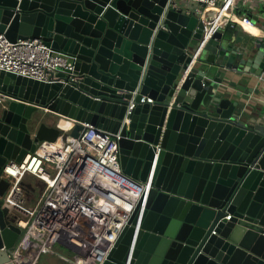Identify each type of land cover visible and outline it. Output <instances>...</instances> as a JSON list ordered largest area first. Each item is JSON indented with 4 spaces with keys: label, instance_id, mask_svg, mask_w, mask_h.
<instances>
[{
    "label": "water",
    "instance_id": "water-1",
    "mask_svg": "<svg viewBox=\"0 0 264 264\" xmlns=\"http://www.w3.org/2000/svg\"><path fill=\"white\" fill-rule=\"evenodd\" d=\"M166 3L0 0V34L41 39L72 64L51 84L0 71V93L17 99L0 108V264H13L7 251L20 234L1 207L2 168L62 129L56 120L30 131L37 109L74 120L73 138L83 123L119 132L123 173L145 182L153 172L102 264H264V127L212 92L213 67H230L219 36L204 42L202 20ZM256 48L264 52V37Z\"/></svg>",
    "mask_w": 264,
    "mask_h": 264
},
{
    "label": "built area",
    "instance_id": "built-area-1",
    "mask_svg": "<svg viewBox=\"0 0 264 264\" xmlns=\"http://www.w3.org/2000/svg\"><path fill=\"white\" fill-rule=\"evenodd\" d=\"M251 1L264 6V0H167L165 9L181 10L203 24L204 17L197 12L216 10L226 22L251 26L250 14L239 10ZM204 35L205 42L212 33L205 30ZM71 69L68 57L41 39L10 41L0 34V71L51 84L62 82L59 73ZM10 101L17 99L0 93V108ZM145 101L153 102L142 97L140 103ZM134 107L132 98L126 121ZM59 118L62 129L54 142L41 141L34 152H27L19 162L10 160L2 168L1 180L7 187L1 207L6 210V221L20 230L16 245L7 251L13 264H38L40 256L57 245L75 253V260L67 259L71 264H102L152 186V171L145 182L123 173L119 132L83 123L78 137L73 138L69 133L76 122ZM39 186L38 198L31 201L30 195ZM225 219L230 220L231 215Z\"/></svg>",
    "mask_w": 264,
    "mask_h": 264
},
{
    "label": "crops",
    "instance_id": "crops-1",
    "mask_svg": "<svg viewBox=\"0 0 264 264\" xmlns=\"http://www.w3.org/2000/svg\"><path fill=\"white\" fill-rule=\"evenodd\" d=\"M238 1L240 3L241 0ZM261 8L264 9V6L251 1L248 7L239 9L247 15L257 17V20L249 18L252 22L251 26L226 22L221 13L216 10L203 12L200 9L197 13L204 17L207 34L219 36L216 40L222 41L224 45L222 52L226 53L230 62L229 68L213 67L210 74L215 76L218 71L220 75L214 79H220V81L212 92L221 91L224 97L239 103L235 107V113L238 114L240 121L264 127V63L261 61L264 52H258L256 48V41L264 37V20L260 18ZM208 16H213L214 19H207ZM215 59L218 62L221 60L219 55ZM213 83L214 81H209L210 86ZM49 123L55 122L51 120Z\"/></svg>",
    "mask_w": 264,
    "mask_h": 264
},
{
    "label": "rangeland",
    "instance_id": "rangeland-1",
    "mask_svg": "<svg viewBox=\"0 0 264 264\" xmlns=\"http://www.w3.org/2000/svg\"><path fill=\"white\" fill-rule=\"evenodd\" d=\"M260 18L262 20H264V9H262V8L260 9ZM223 48H224V46L221 48L220 52L223 51ZM222 53H224V52H222ZM219 58L222 59V56H220ZM228 62H229V59H227L226 64H228ZM51 120H52V122L56 121L57 120V116H54V115H52L50 113H46V112H44L42 110H38L37 109L32 114V117H31V119L28 122V129L30 131H32L35 124H38V123H49ZM29 181L34 183V179H32V178H29ZM40 188H41L40 186L36 187V190L30 195L32 197L31 201H34V200H36L38 198L39 193H40ZM17 240H18V238H17ZM15 245H16V243H15ZM50 255H52V257H50ZM56 259L58 260V263L55 262ZM67 259L70 260V261L75 260L76 259L75 253L74 252L70 253V250L66 249L65 247H63L61 245H57V246H55V248L53 249L52 252H46L45 254H42L40 256V259H39L40 263L39 262L38 263L39 264H59V263L60 264H71L70 262L67 261ZM47 260L49 261V263H48Z\"/></svg>",
    "mask_w": 264,
    "mask_h": 264
},
{
    "label": "trees",
    "instance_id": "trees-1",
    "mask_svg": "<svg viewBox=\"0 0 264 264\" xmlns=\"http://www.w3.org/2000/svg\"><path fill=\"white\" fill-rule=\"evenodd\" d=\"M61 246H62V245H61ZM63 247H64V246H63ZM65 248H66V247H65ZM66 249H68V248H66ZM68 250H70V249H68ZM70 253H73V252L70 250ZM50 257H52V255H50ZM54 257H55V256H54ZM49 259H50V258H49ZM47 261H48V260H47ZM45 262H46V261H45ZM45 262H44V263H45ZM55 262L58 263V260L56 259ZM39 263H40V262H39ZM39 263H38V264H39ZM48 263H49V261H48ZM59 264H60V263H59Z\"/></svg>",
    "mask_w": 264,
    "mask_h": 264
},
{
    "label": "bare ground",
    "instance_id": "bare-ground-1",
    "mask_svg": "<svg viewBox=\"0 0 264 264\" xmlns=\"http://www.w3.org/2000/svg\"><path fill=\"white\" fill-rule=\"evenodd\" d=\"M207 19H214L213 16H208Z\"/></svg>",
    "mask_w": 264,
    "mask_h": 264
}]
</instances>
